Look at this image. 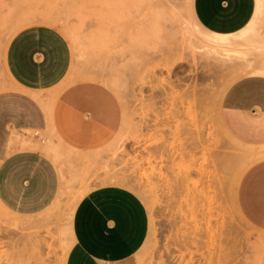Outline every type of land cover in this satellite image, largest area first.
<instances>
[{
  "label": "rangeland",
  "instance_id": "rangeland-1",
  "mask_svg": "<svg viewBox=\"0 0 264 264\" xmlns=\"http://www.w3.org/2000/svg\"><path fill=\"white\" fill-rule=\"evenodd\" d=\"M165 2L168 6L161 0H0V50L18 27L55 26L71 50L61 86L97 83L114 97L119 113L113 138L89 153L36 135L56 166L57 193L31 214L0 207V264H34L32 246L39 264H63L77 200L111 183L135 191L148 212L135 264L264 263V232L235 204L239 175L264 156V148L237 141L219 117L221 94L232 80L264 73V0L242 34L232 37L243 57L200 45L211 34L194 23L191 0ZM46 11L60 20L47 23L28 15ZM24 14L34 19L23 20ZM5 82L0 71V89ZM20 221L28 223L18 226Z\"/></svg>",
  "mask_w": 264,
  "mask_h": 264
},
{
  "label": "crops",
  "instance_id": "crops-1",
  "mask_svg": "<svg viewBox=\"0 0 264 264\" xmlns=\"http://www.w3.org/2000/svg\"><path fill=\"white\" fill-rule=\"evenodd\" d=\"M256 5L257 0H191L200 27L226 35L248 26ZM70 64L66 37L46 23L18 27L0 50L6 77L0 89V204L7 211L31 214L55 199L57 169L36 135L89 153L115 134L117 104L103 86L88 81L61 86ZM219 117L237 141L264 148V73L232 80L221 94ZM235 204L249 224L264 232V156L239 175ZM148 226L147 209L135 191L121 184L95 186L74 206L73 239L63 264H135L133 255Z\"/></svg>",
  "mask_w": 264,
  "mask_h": 264
},
{
  "label": "bare ground",
  "instance_id": "bare-ground-1",
  "mask_svg": "<svg viewBox=\"0 0 264 264\" xmlns=\"http://www.w3.org/2000/svg\"><path fill=\"white\" fill-rule=\"evenodd\" d=\"M161 3H163L164 5H166V6H168L167 4H166V2H165V0H161ZM163 5V6H164ZM166 6H164V7H166ZM162 7V6H161ZM163 7H162V13H163ZM191 10H192V8H191ZM260 10H261V8H260V0H258L257 1V5H256V8H255V13H254V16H253V18H252V20H251V22L254 20V17L256 16V15H258L259 14V12H260ZM47 12V11H46ZM44 12V14L43 15H41V13L39 14L38 13V15L36 14H32L31 15V13H28V15L29 16H35V18H36V16L38 17V18H42L43 20H48V21H53V20H58L57 18H55V16H53L50 12ZM23 15V14H22ZM25 15L26 14H24V16H23V20H25L26 18H29V16H26L25 17ZM40 15V16H39ZM24 17H25V19H24ZM21 18V17H20ZM31 18V17H30ZM30 18H29V20H30ZM31 19H34V18H31ZM195 19V18H194ZM193 19V20H194ZM27 20V19H26ZM60 20V19H59ZM11 21V20H10ZM196 21V20H195ZM250 22V23H251ZM194 23H197L198 24V22H194ZM249 23V24H250ZM196 24V25H197ZM248 24V25H249ZM198 27H200V25L198 24ZM246 27H248V26H246ZM246 27L245 28H243L242 30H240L241 31V34H242V32L246 29ZM68 29V28H67ZM208 32V34H211V36L208 38L209 40L208 41H206V42H202V43H200V45H202V47H205L207 50H209V51H211V52H215V53H220V54H222V55H227V56H233L232 54L233 53H235V54H237L238 56H244L245 55V52H243L242 50H240V48H238V49H236L235 47H234V45L236 44V39L235 40H233V35H234V33L233 34H228V35H226V34H218V33H213V32H209V31H207ZM70 33H72V32H70ZM73 34V33H72ZM240 36V35H239ZM232 39H231V38ZM207 40V39H206ZM233 42H232V41ZM199 41H201V40H199ZM235 42V43H234ZM233 43H234V45H233ZM201 47V46H200ZM257 48H261V46L259 47V46H256V49ZM204 50V49H203ZM213 54V53H212ZM237 56V57H238ZM240 58V57H239ZM264 63V62H263ZM263 68V67H262ZM262 71H264V68H263V70ZM207 161H209V160H207ZM206 161V162H207ZM210 166V165H209ZM212 168V167H211ZM206 169V168H205ZM205 169H204V171H205ZM213 170H215V169H213ZM207 172H209L210 174H209V176H213V175H211L213 172H212V170H211V172L209 171V169H208V171H206V173ZM215 174V173H214ZM216 176V175H215ZM214 176V177H215ZM214 177H212V178H214ZM232 184V183H231ZM0 207H2V205L0 204ZM2 209H4V210H6L5 208H3L2 207ZM7 211V210H6ZM19 222V221H18ZM28 223V221H20V224L18 225V226H23V225H25V224H27ZM34 243H36V242H34ZM69 244H71V243H69ZM69 244H67V249H66V252H67V250H68V248H69ZM37 245V244H36ZM35 246V245H34ZM223 247H225V246H223ZM66 252H65V254H66ZM226 252V251H225ZM30 259H32V262L34 263V264H39L38 262H39V260H40V258H39V252L36 250V248H34L33 246H32V248L30 249Z\"/></svg>",
  "mask_w": 264,
  "mask_h": 264
}]
</instances>
